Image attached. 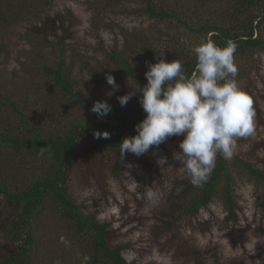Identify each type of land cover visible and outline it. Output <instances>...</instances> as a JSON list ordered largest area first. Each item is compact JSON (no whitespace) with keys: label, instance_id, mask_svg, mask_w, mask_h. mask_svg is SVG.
Wrapping results in <instances>:
<instances>
[{"label":"rangeland","instance_id":"374dc122","mask_svg":"<svg viewBox=\"0 0 264 264\" xmlns=\"http://www.w3.org/2000/svg\"><path fill=\"white\" fill-rule=\"evenodd\" d=\"M154 1L174 9L193 27L208 19L222 21L220 12L223 5L218 0L208 2V5L202 0ZM43 2V7L37 4L30 7L31 14L27 19L0 31V93L15 100L26 118L40 123L41 131L48 134L57 133L65 125V120L67 124L68 119L88 115L89 106L95 101L118 106L117 97L131 90L129 85L134 83V79L124 67L112 63L106 56L113 49L123 52L132 63L134 73L146 82L144 73L147 65L156 63L161 57L166 60L171 46L183 45L191 50L201 40L198 34L186 29L176 19L157 20L139 12L144 6L142 0H122L119 6L110 9L105 7L103 0ZM36 11L42 12V19L45 13L51 17L38 23L33 15ZM32 28L42 35L29 32ZM54 30L59 38L51 36ZM124 32L130 33L133 42L124 36ZM259 35L264 38V20ZM45 36L48 37L47 42L42 40ZM145 43L159 52L158 58L156 55L145 56L131 47L136 44L140 48ZM60 58L63 59L62 70L75 89L81 91L83 100L57 111L59 106L54 110L50 106L51 97L43 96H52L54 92L51 78L42 70L43 66L55 67ZM234 63L238 69L236 81L239 88L257 99L264 116V51L247 50L235 56ZM106 75L115 78L118 91H113L107 84ZM110 91L113 92L111 96L107 95ZM60 111L62 116L58 120L50 119L53 115L49 114ZM0 121L17 127V116L2 99ZM261 130L254 121L253 134L237 138L235 154L248 157L251 163L264 170V133ZM182 139L183 136L169 137L158 148L153 147L145 154L156 170L152 177L158 174L155 178H145V167L131 153L120 159V174L114 178L113 158L96 155L92 157L94 167L91 171L99 175L98 182L84 172L85 164L81 162L70 174L68 193L84 212L111 223V241L128 245L123 255L129 264H176L173 253L184 244L203 251L212 264H229L233 260L235 264H264V188L233 167V192L239 215L235 224L242 231L241 245L228 239V225L216 203L192 219L186 218L167 237L156 235L155 215L168 203L170 179L178 176L183 167L173 159ZM259 144L263 145L256 148ZM7 153L9 149H3L1 155ZM21 159L24 168L19 169L31 175V159ZM0 171L6 175L10 173L2 164ZM16 173L12 180L14 183L21 179ZM160 175L165 178L162 185ZM133 180L139 187L134 186ZM148 187L161 194L158 202L147 200L144 193ZM8 207L7 197L0 195V212L8 211ZM34 233L36 244L31 254L34 264H62L60 256L67 258L70 253L71 257L63 264L73 261L74 254L70 251L73 235L50 206L35 220Z\"/></svg>","mask_w":264,"mask_h":264},{"label":"trees","instance_id":"16d2710c","mask_svg":"<svg viewBox=\"0 0 264 264\" xmlns=\"http://www.w3.org/2000/svg\"><path fill=\"white\" fill-rule=\"evenodd\" d=\"M121 1L103 0L108 9L119 6ZM142 1L144 6L139 9V12L150 18L176 19L186 29L198 34L201 40L214 41L221 48L227 46L228 41L234 42L236 45L234 57L247 50L264 51V38L259 35L264 20V0H218V3L223 5L220 12L222 21L218 22L215 18L210 21L208 19L197 27L188 25L181 18V14L174 9L157 4L154 0ZM202 1L206 2V5L208 2H214ZM22 2L26 5L25 7ZM36 4L43 7L45 3L43 0H0V31L8 30L27 19L31 14L30 7ZM41 14V11L33 14L38 23L46 22L51 17L45 13L42 19ZM29 32L42 35L35 28L30 29ZM51 34L53 38H59L56 36V30ZM123 34L132 41L130 33ZM47 38L45 36L42 40L47 42ZM143 46L138 48L136 44L131 45L133 50L145 56L156 55L158 58L159 52L152 49L149 43ZM168 51L169 55L165 57V61L171 62L174 59L180 61L185 75L191 77L196 65V58L192 51L183 45L171 46ZM106 56L112 63L124 67L125 72L141 86L146 83L142 77L134 73L132 63L123 52L113 49ZM62 65L63 59L60 58L55 67L43 66L42 70L51 78L54 92L52 96H43L51 97L53 101L50 106L53 110L59 106L56 108L57 111L73 102L80 103L83 100L81 91L75 89L69 81L68 75L62 70ZM93 74L95 76V71ZM249 97L253 101L256 127L262 128L261 132L264 133L262 111L259 109L257 99L251 94ZM0 99L10 106L17 116V127L12 123L0 121V168L2 164L10 172L6 175L0 171V195L6 196L9 202L7 208L9 210L0 212V264H34L31 256L36 244L34 223L49 206L64 220L74 238L70 244L74 259L68 264H129L123 255L128 245L115 244L111 241V223L100 221L93 214L84 212L81 205L77 204L68 193L67 183L70 174L81 162L85 164L84 172L98 182L99 175L91 171L94 167L92 157L96 155L112 157L114 160L112 175L114 178L119 177L121 159L119 143L124 137L135 135L134 125L145 116L137 96H133V99L124 107L120 104L113 107L110 104L111 112L105 117L98 118L90 111L88 115L68 119L67 124L65 120V125L55 134L41 131L40 123L27 119L15 100L1 93ZM84 103L85 106H89L86 102ZM91 107L92 105L89 106L90 109ZM56 114H49L53 115L50 119L58 120L62 116L61 111ZM95 131H107L110 133V138L96 139L93 135ZM262 145H256V148ZM3 149H9V153L5 156L1 155ZM23 157L31 159L30 167L33 169L31 175L21 171V168H24L21 159ZM137 159L145 167V178H155L158 175L152 177L151 174L156 170L145 154ZM232 167L264 188V170L251 163L248 157L242 158L238 154H235L231 160H225L221 154H217L215 166L208 180L199 187L192 185L191 178L182 171L183 167H181L179 175L170 179L168 203L155 215L156 235L167 237L186 218L192 219L207 209L210 204L216 203L221 209L223 220L227 222L228 239L241 245L242 231L235 224L239 215L233 192ZM16 172L19 173L17 177L21 179L14 183L12 180L16 178ZM164 180L163 175H160V185ZM262 201L264 206V195ZM63 256L65 255L60 256L62 264L71 257V253L67 258ZM173 257L176 264H212L203 251L185 244L176 249ZM229 264H235L234 260Z\"/></svg>","mask_w":264,"mask_h":264},{"label":"clouds","instance_id":"9594fccd","mask_svg":"<svg viewBox=\"0 0 264 264\" xmlns=\"http://www.w3.org/2000/svg\"><path fill=\"white\" fill-rule=\"evenodd\" d=\"M191 51L196 58L191 77L185 75L180 61L158 59L147 65L143 86L134 79L133 84H128L131 90L117 97L124 107L137 96L145 113L134 125L135 135L126 136L119 143V153L121 159L126 153L140 157L169 137L183 136L173 159L183 165L182 171L191 178L192 185L199 187L208 180L217 154L231 160L237 138L253 134L255 112L252 99L236 81L234 42L228 41L221 48L214 41L202 39ZM106 82L113 91L119 90L112 75H106ZM90 111L102 118L111 112V105L95 101ZM93 135L96 139L110 138L107 131H95ZM133 184L139 187L134 180ZM144 195L156 203L161 194L148 187Z\"/></svg>","mask_w":264,"mask_h":264}]
</instances>
